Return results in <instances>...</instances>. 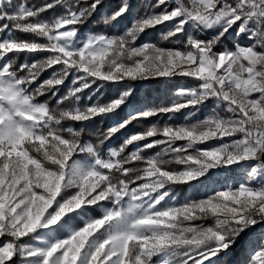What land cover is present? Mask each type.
I'll use <instances>...</instances> for the list:
<instances>
[{
	"label": "snow or ice",
	"instance_id": "obj_1",
	"mask_svg": "<svg viewBox=\"0 0 264 264\" xmlns=\"http://www.w3.org/2000/svg\"><path fill=\"white\" fill-rule=\"evenodd\" d=\"M130 10L0 0V264H223L238 244L264 264V0H146L121 34L81 30ZM161 26L172 47L138 43ZM176 77L193 85L131 103ZM106 84L121 90L102 103ZM179 185L215 186L179 201Z\"/></svg>",
	"mask_w": 264,
	"mask_h": 264
},
{
	"label": "trees",
	"instance_id": "obj_2",
	"mask_svg": "<svg viewBox=\"0 0 264 264\" xmlns=\"http://www.w3.org/2000/svg\"><path fill=\"white\" fill-rule=\"evenodd\" d=\"M30 2L40 3V2H42V0H30ZM107 2L113 8H115L119 5L120 0H107ZM129 3L131 4L130 12L125 14V16H123L121 19H119V21L116 22L115 27H113L111 25H108V26L104 25L101 22L100 15L98 14L91 21H89V23L87 25L83 26L81 30L82 31H91V32H103V33H107V34H121L124 31V29L126 28L124 26V22L129 21V17L132 13L134 15H138L139 13H141L144 9V5L146 3V0H129ZM106 10L107 9L102 10V11H106ZM51 14L52 13L49 12L46 15L50 16ZM127 24L129 25V22ZM165 29L166 28L161 26V27H158L157 29L148 30L146 33H144L140 36L138 43H141L146 38L151 37L152 42L158 43L160 46L172 47L173 45L169 41H163L161 39L160 33H162ZM17 35H20L24 38H27L25 36V34L18 33ZM49 75H50V70L48 72H45L42 75L41 80L48 78ZM146 83H147V87L143 90V92H141V90L139 89L136 92V95L132 98L131 103H138L143 98H145V100L147 102H150V101L158 102V94L155 95L153 93V90H157L159 92L161 87L172 86L175 82L167 80L165 78H159V79H152V80L146 81ZM94 89H95V86H93L92 89H87L82 93V96L84 98L82 100V103L88 102L86 96H88L90 93H92ZM118 89H119V87L115 84H106L105 87L103 89H101V93L103 94L101 97V102L102 103L107 102L110 98L114 97L117 94ZM66 91H67V87L65 85L61 88L60 94L64 95L66 93ZM101 93H97L96 95L100 96ZM40 99H41V101H43V100L47 99V97H41ZM93 99L95 100L96 96H94ZM165 99H167V98L164 97L162 100H165ZM125 112H126V110H121L119 112L118 118H123L125 116ZM157 119H159V118L154 117V118H150L149 120L132 122L126 129L119 132L110 143H113L114 146H118L119 144H121L123 142L124 137L129 136L131 133L144 131L151 123H154ZM163 119H167V117H164ZM108 123H109V119H105L102 122L101 118H96L95 120L88 123L87 132L89 134H91L90 138L94 142L96 140L95 133L98 130H103L104 128H106L108 126ZM149 154H151V153H149ZM187 188H188L187 186L179 185V186L175 187L174 191H176L180 195H182L187 191ZM0 239H3V238H0ZM243 257H245V255H244V253H242L241 246L238 244L232 250V252L230 254H228L227 256L222 254L220 257V261L223 263H228L229 261L233 260L237 264V263H239L240 259H242Z\"/></svg>",
	"mask_w": 264,
	"mask_h": 264
},
{
	"label": "rangeland",
	"instance_id": "obj_3",
	"mask_svg": "<svg viewBox=\"0 0 264 264\" xmlns=\"http://www.w3.org/2000/svg\"><path fill=\"white\" fill-rule=\"evenodd\" d=\"M135 15L132 13L129 17V25L131 24L132 22V19ZM128 22H124V26L125 27H128L129 25L127 24ZM167 29H165L163 32H165ZM161 35V33H160ZM145 41H151L152 42V39L151 37H148L146 38L144 41H142L141 43L145 42ZM242 44L243 43H247V41L245 40H241L240 41ZM228 43L230 44L231 41L229 40ZM168 80V79H167ZM170 81H174L175 83L172 85V86H163L161 87L160 91L158 92L157 90H153V93L156 95L158 94V101L162 100L164 97L166 98H169L171 97L172 93L178 88V87H181V86H185V87H188V86H192L193 85V81L191 79H188V78H181V77H176V78H173L171 79ZM70 83L67 82L66 83V87L67 85ZM147 87V83L146 81L144 82V86L142 88H140L141 92H143V90ZM121 90L120 88L118 89V91ZM94 91V90H93ZM167 93V94H166ZM89 96V95H88ZM86 96V98L88 97ZM153 101H150V102H147L145 100V98L141 99L138 103H132V104H135V105H144V104H147V103H152ZM204 111H207V110H204ZM204 112L201 113V115H203ZM177 120H182V115L181 114H178L177 116ZM125 138V137H124ZM123 138V140H124ZM113 144V143H111ZM212 186H215V185H210L208 189H205V188H200V189H191V188H187V191L180 195L178 192L174 191L176 194H177V198L179 201H183L185 197H192V198H200L202 197L203 195H205L206 192H210V189ZM3 242V239H0V243ZM213 259H216V258H213ZM245 259V257H243L242 259H240L239 263L237 264H242L243 260ZM205 264H208L207 261H205ZM223 264H236L233 260L229 261L228 263H223Z\"/></svg>",
	"mask_w": 264,
	"mask_h": 264
}]
</instances>
